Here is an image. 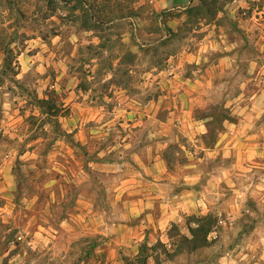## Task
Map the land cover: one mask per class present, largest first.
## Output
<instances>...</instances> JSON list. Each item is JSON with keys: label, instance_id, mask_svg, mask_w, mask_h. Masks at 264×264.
<instances>
[{"label": "rangeland", "instance_id": "obj_1", "mask_svg": "<svg viewBox=\"0 0 264 264\" xmlns=\"http://www.w3.org/2000/svg\"><path fill=\"white\" fill-rule=\"evenodd\" d=\"M157 1L159 19L151 0H0V264H86L90 257L85 259V249L106 241L99 232L119 218L117 194L137 177L134 150L159 146L166 139L171 173L177 178L184 173L181 137L175 143L179 130L168 129L167 138L159 135L167 130L162 122L172 111L166 103L173 101V94L171 89L165 92L169 56L179 53L182 43L163 49L166 41H161L154 52L145 48L136 52L139 43L149 44L167 33L166 17L180 16L164 9V0ZM227 1L219 0L224 6L221 30L232 34L238 28L230 26ZM88 7L96 16L103 8L102 18L112 22L104 33L112 42L104 56L136 52L134 62H122L112 76L101 66L92 78L81 77L80 60L87 54L73 58L75 46L86 42ZM122 13L127 17L116 21ZM179 28L178 36H199L193 26ZM257 32L253 29V37ZM121 39L122 49L115 44ZM251 48L255 51L256 46ZM260 76L251 80L240 73L218 76L217 89L197 94L195 112L219 121V107L231 101L239 119L256 95L263 108L252 127L259 152L264 150ZM76 77L91 88L92 108L84 106L85 99L68 94ZM242 82L247 84L244 88ZM40 94L57 105L71 96L69 106L80 103L69 113L79 117L76 126L64 120L41 124L35 104ZM210 125L214 131L217 125ZM247 142L237 139L236 146L243 148ZM229 161L233 185L204 179L203 183L208 181L201 192L206 200L196 243L180 240L172 229L173 251L164 264H264V157L248 160L238 155ZM212 167L215 164L204 163L205 169ZM155 253L161 258L163 247L157 246Z\"/></svg>", "mask_w": 264, "mask_h": 264}, {"label": "crops", "instance_id": "obj_2", "mask_svg": "<svg viewBox=\"0 0 264 264\" xmlns=\"http://www.w3.org/2000/svg\"><path fill=\"white\" fill-rule=\"evenodd\" d=\"M151 1L154 2L155 12L153 13L157 18L161 17L162 12H158V1ZM204 1L215 4V7L211 6L212 15L210 16L206 15L205 10L202 9L200 0H164V9L178 11L180 16L165 18L169 28L159 40L136 45V52L145 48L151 53L161 41H166L161 48L179 40L182 43L181 51L169 56L168 62L171 61V64L167 65V68L170 67L167 69L169 78L165 80L169 86L164 84V87H167L165 92L169 94L168 90L171 89L173 94L171 96L173 101L166 103L169 106L168 109L172 111H169L171 117L162 122L167 130H161L159 135L167 138L168 129L179 130L181 136L175 137V143L181 137L183 144L180 146V153L185 159L181 170H184V173L180 178L171 173L166 139L159 146L148 145L142 148V151H132V160L139 170L137 177L130 180L129 184L117 194L116 203L121 208L119 218L107 230L99 232L107 237L106 241L91 244L85 249V259L90 257L86 264H164L168 259L167 255L173 251L171 229L177 227L182 235L190 239L188 225L192 222L191 220L204 216L206 196L201 192V188L205 187L207 181L215 180L224 185H233L234 168L233 163H229L231 157L236 158L239 155L248 160L264 157V150L259 152L253 143L255 137L252 132L253 123L263 113L262 103H258L256 95L251 96L245 115L239 119L235 118V105L231 101H226L219 107L225 117L218 123L211 117L195 115L196 109L199 108L197 94H205L207 91L217 89L220 84H215L217 79H220L217 77L227 72L243 74L249 80L254 75H261L260 83L263 86L261 90H264V0H228L226 2L230 26L238 28L232 34L227 30H221L224 6L219 4V0L214 3L212 0ZM252 6L255 8L253 9ZM252 10L257 12L251 16L249 13ZM256 15H258L257 18ZM111 23H105L104 26L109 28ZM180 26H186L188 29L193 26L197 31L192 32H197L199 36L192 39L188 38V35L178 36L181 31ZM109 29H105L103 33L92 29L84 30L86 42L84 45L75 46L77 52L73 58L76 59L79 52L87 47L93 49L105 42H111V39L107 40L104 34ZM253 29L258 30L254 37ZM119 41L122 42L123 39ZM253 44L256 46L255 51L250 50ZM103 50V55L100 57L89 56V64L86 65L89 69H85L88 74L87 79L97 74L100 62L108 57L111 58V54L104 56V53L108 51L107 48ZM136 52L132 53L136 55ZM122 55V52L114 54L113 68L119 67L118 62ZM103 72L105 75H113L110 70ZM131 72V70L128 71V73ZM76 79L77 84L68 94L85 99L84 106L92 108L91 88L82 91L79 88L82 79L80 77ZM225 83L228 84L229 81ZM241 85L244 88L247 84L242 82ZM51 86L55 88L57 84ZM43 88L45 89L43 86L40 90ZM55 91L57 92L58 89L55 88ZM165 94L162 96L169 99L170 95ZM45 98H47L46 95L42 98L40 94V99ZM71 99L72 96L61 99L62 106L68 113L63 117L59 116L57 120L59 123H62V120L67 121L73 127L76 126L75 121L79 117L76 118L75 114L69 113L73 111V107H80V103L74 102L69 106ZM69 107H72L71 110ZM215 109L218 108L215 107ZM36 113L38 116L39 113ZM211 123L217 125L214 131L211 129ZM210 134L212 138L208 140ZM240 138L249 141L243 148L236 146V140ZM219 160L222 162L220 165ZM208 162L215 164V169L214 167L211 171L205 169L204 163ZM206 177L208 180L203 183ZM159 245L163 247L164 253L161 258H155L156 248Z\"/></svg>", "mask_w": 264, "mask_h": 264}, {"label": "trees", "instance_id": "obj_3", "mask_svg": "<svg viewBox=\"0 0 264 264\" xmlns=\"http://www.w3.org/2000/svg\"><path fill=\"white\" fill-rule=\"evenodd\" d=\"M218 0H212V2H217ZM200 3L202 5V9L205 10L206 12V15L210 16L212 15V11H211V6L215 5V4H212L210 3V1H204V0H200ZM215 7V6H214ZM201 9V11L203 12V10ZM93 11V12H92ZM103 8L99 11V13L101 14L100 16H96L95 13H94V8H86L85 10V13H86V19L89 21L90 23V26L88 27L89 29H92L93 31H100L101 33H103V31L105 29H109L107 27L104 26V24H108L107 21H111L110 19H103L102 18V15H104L103 13ZM110 14V12H108ZM215 14V11L213 12ZM213 14V15H214ZM127 17V15L125 14H121L119 15L118 19H125ZM105 22V23H104ZM106 39L110 41V38H108L106 36ZM106 40V41H107ZM119 41V40H118ZM117 40H115V44H117V46L119 45L120 49H122V45L120 43H118ZM111 42H105L103 45L101 46H98V47H95L93 49H91L90 47H87L85 50H81L78 54V57H82L83 53L86 52L87 54V58H81L80 62H81V70L83 72H81V77H87L88 74H86V65L89 64V60H90V55L91 56H97V57H100L102 56V52L104 51L103 49L107 48V45H110ZM140 49V48H138ZM108 50V48H107ZM90 54V55H89ZM136 58V55L129 52V51H126V52H123V55L118 63V66H121L122 65V62H127V63H132L134 62ZM115 59L114 56H111V58H107L106 60H103V62H100L99 64V68L101 70V66L105 67L107 70H110L113 72V75L114 73L117 71V67L113 68V64H112V60ZM108 62V63H107ZM88 70V69H87ZM100 70H97V74L100 73ZM79 74V75H80ZM82 79V78H81ZM107 84H110V82H108ZM79 88L82 90V91H86L87 90V86L85 84L82 83V80L79 84ZM36 106H37V109H38V113H39V117L38 119L40 118V123L41 124H44L46 122H51V123H54L53 121H55V123L57 122V118L59 116H65L67 115L68 111L65 110L62 106V103L61 104H56L53 102V100L51 98H45V99H40V100H36L35 102ZM220 117L219 120L223 119L225 117L224 114H222V112L220 111L219 113L217 112V117ZM30 120H33V118H35L34 116H29L28 117ZM213 120H214V117H213ZM216 122H219V121H216ZM193 223V225L191 226V223L188 225V233L191 235V238H187L185 235H182L179 230L177 229V227H173L172 229L178 231V235H179V239L180 240H183V241H190L192 243H196V235L200 232V224H199V221L200 219H194V220H191ZM171 229V231H172Z\"/></svg>", "mask_w": 264, "mask_h": 264}]
</instances>
